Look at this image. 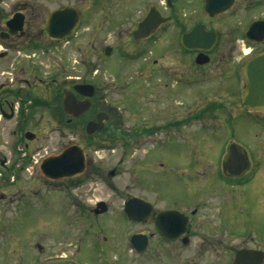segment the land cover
<instances>
[{"label": "flooded vegetation", "instance_id": "flooded-vegetation-1", "mask_svg": "<svg viewBox=\"0 0 264 264\" xmlns=\"http://www.w3.org/2000/svg\"><path fill=\"white\" fill-rule=\"evenodd\" d=\"M150 11L161 23L147 38L134 40L133 32ZM52 15L53 31L48 32ZM255 22L259 23L248 37ZM62 27L71 31L61 39ZM108 30H116L123 45L117 49L103 47L102 53L110 56L115 52L118 60L126 62L148 58L145 68H149L154 92L157 76L163 78L166 93L171 81L174 87L185 81L188 87L198 90L194 108L184 119L171 122L172 126L205 122V117L226 107L220 102L202 103L205 91L237 95L242 119L262 124L256 116L264 113L241 107L240 96L246 86L247 61L264 52V0H0V141L11 143L15 154L12 158L0 149V264H237L241 251L246 256L240 264H264V150L257 152L252 161L250 151L229 139L225 150L217 152L215 162L204 150L201 130L196 136L192 133L179 139L186 148L182 162L191 173L188 197H173L156 189L153 182L145 187L140 183L152 196H134L138 203L149 205L137 207L139 219H130L125 214V204L131 197L122 199L115 209L102 200L90 204L86 198L90 191L85 188V197L73 200L74 214L65 217L49 236H39L41 242L30 248L33 236L29 237L25 220L6 214L20 190L10 186L11 180L17 183V177L13 176L24 169L22 166L15 170L13 161H25L28 156L23 153L28 151L29 142H36L41 136L29 127L32 123L39 125L37 113L39 118L43 113L49 114L47 124L59 138L82 130L81 144L70 143L60 149L56 145V152L45 158L58 155L72 144L80 145L84 149L85 171L59 180H50L41 173L51 182L65 183L69 189L85 187L89 176L103 177L86 148L116 141L128 147V141L141 137V132L108 133L118 130L113 125L109 128L108 123H120V115L117 109L95 101V86L88 81L97 73L88 61L89 54L98 41H105L104 32ZM192 31L197 36L187 40V45L193 46L188 49L183 46L182 36ZM203 34L208 35L207 39H202ZM210 35H214L213 44ZM74 44L79 52L78 45L85 50L83 56L80 52L81 74L68 76L70 81L65 84L57 82L60 72L48 73L51 74L48 80H43L34 53L57 54L61 47H75ZM209 45V49L202 47ZM173 47L177 48L183 69H171L173 62L168 54ZM148 53L152 56L146 57ZM76 85H91L94 94L84 96L74 90ZM69 92L78 101H89L88 109L78 117L63 109V100ZM98 113L106 115L103 127L88 134L86 126L97 122ZM222 121L233 126L230 118ZM158 128L143 133L150 134ZM231 143L240 151L234 152L236 168L227 170L225 161ZM240 157L247 167L237 173ZM158 165L163 169L165 164L158 161ZM164 169L169 170L166 165ZM107 176L113 177L109 171ZM205 182L214 187L207 198L203 195ZM100 202L105 204V211L95 213Z\"/></svg>", "mask_w": 264, "mask_h": 264}, {"label": "rangeland", "instance_id": "rangeland-1", "mask_svg": "<svg viewBox=\"0 0 264 264\" xmlns=\"http://www.w3.org/2000/svg\"><path fill=\"white\" fill-rule=\"evenodd\" d=\"M104 34L105 41L95 43L94 50L88 57V61L92 62L93 70H97L93 78L88 79L95 86L94 99L97 102L101 101L100 105L103 107L117 109L120 115V123L116 124L112 121L108 123L109 128L113 125L118 130L115 132L110 130L108 133L121 134L123 130L130 134L141 132V137L136 141H128V147L116 141L104 142L99 148L94 146L86 148V153L88 156H93L94 163L100 167L103 177L89 176L87 179L89 182L85 184V187L69 189L65 183L51 182L44 178L39 170V163L41 159L56 152V145L60 149L61 146L70 143L81 144L82 130H77L74 135L64 134L66 137L62 138V135L59 138L57 133L50 131L51 127L47 124L49 114L43 113L39 118L37 113L35 119L39 125L32 123L29 127L39 131L41 136L36 142H29L28 151L21 152L28 156L25 161H13L15 170L22 166L24 169L13 176L14 179L17 177V183L11 180L10 186L20 190L13 197L14 200L6 212L8 215L12 214L19 218L20 221L25 220L29 237L33 236L29 241L30 248L41 242L39 236L44 234L49 236L58 229L65 217L74 214L73 200L80 196L84 198L85 188L90 191L86 197L90 200V204L102 200L115 209L119 208L122 199L136 195L145 198L152 196L148 188H141L149 182L156 184V189L167 192L173 197L178 196L179 199L188 197L187 189L190 184L188 177L191 173L187 172L182 162L186 148L179 141L186 135L193 133L196 136V132L201 130L202 140L205 141L204 150L212 161L216 159L215 162L218 161L217 152L225 150L229 139L250 151L249 156L252 161L257 152L264 150V116H256L262 124L242 119L237 95H216L205 91L201 98L202 103L220 102L225 104L226 107L223 109L226 110L215 111L213 115L205 117V122L193 121L186 125L172 126L171 122L184 119L188 111L194 108L192 104L197 102L195 95L199 93L198 90L188 87L185 81H181L180 85L174 87V82L169 79L171 82L167 89L169 87L170 89L166 93L163 78L157 76V89L162 88L154 92L149 68H145L149 64L148 58L126 62L118 60L115 52L105 56L102 53L103 47L111 46L117 49L123 44L116 30H108ZM78 46L81 47L80 52L83 56L84 46ZM76 47L77 44L75 47L70 45L61 47L59 53L50 55H40L39 51L35 52L33 59L40 68L41 78L48 80L51 75L48 73L60 72L57 82L65 84L70 81L68 76L80 75L81 54ZM152 53H148L146 57L152 56ZM168 55L173 62L171 69H183L176 47H173ZM176 60L178 62L175 63ZM229 118L234 121L232 127L226 126L222 121ZM214 121H217L215 125L212 123ZM156 127L159 128L150 134L143 133L144 130ZM0 149L3 154L12 155L14 158L11 143L1 140ZM152 158H156V161H152ZM158 161L164 162L169 170L164 169L165 165H163L164 170L160 169ZM112 169L115 170L113 177L107 176V172ZM6 177L12 178L7 175ZM213 190L212 184L205 182L204 198L209 197Z\"/></svg>", "mask_w": 264, "mask_h": 264}, {"label": "water", "instance_id": "water-1", "mask_svg": "<svg viewBox=\"0 0 264 264\" xmlns=\"http://www.w3.org/2000/svg\"><path fill=\"white\" fill-rule=\"evenodd\" d=\"M158 17H155V13L150 11L146 18L142 20L136 30L133 32L134 40H141L147 38L149 35L154 32V30L161 23ZM259 22L252 23L248 31V37L250 33L254 30L255 26ZM48 32L53 31V15L50 17L48 28ZM71 30L63 28L61 29V39L64 37L65 33H69ZM197 36L196 32H191L188 35L182 36L183 46L191 49L193 46L187 45V40H192ZM214 35H210V41L213 44L215 38ZM200 37V36H199ZM203 37V38H202ZM202 39H207L208 35L203 34ZM204 49H209V46H202ZM110 49H106V53L108 54ZM201 56V55H199ZM198 56V58H199ZM199 63L205 62V60H198ZM244 75L246 86L244 93L240 96V105L241 107L247 109L248 111H260L264 113V52L257 54L251 57L245 67H244ZM78 93L91 97L94 94V87L91 85H76L74 87ZM89 101H78L74 94L69 92L66 94L63 100V109L64 111L71 115L72 117H78L82 112L88 109ZM106 118L104 113H98L97 122H89L86 126V132L91 134L95 131H100L103 127V121ZM240 151L237 148L236 144L231 143L228 146L229 155L225 161L226 169L236 168L237 163L234 162L235 154L234 152ZM241 162L238 164V171H244L247 167V163L243 160V157H240ZM40 171L41 173L50 180H59L64 178H73L81 175L85 171V155L84 149L80 145L72 144L62 150L58 155L47 157L40 163ZM114 170L109 171V175L113 176ZM136 197L129 198L128 202L125 204L124 211L125 214L130 219H139V213L136 211L139 206H148V204L138 203ZM105 204L100 202L97 204L98 210H95V213H103ZM149 211V209H148ZM150 213V212H147ZM147 215V214H146ZM246 253L241 251L237 254V264H240L242 259H245Z\"/></svg>", "mask_w": 264, "mask_h": 264}]
</instances>
